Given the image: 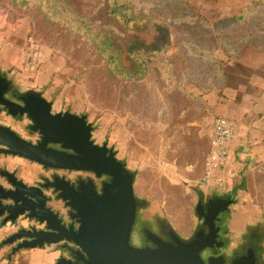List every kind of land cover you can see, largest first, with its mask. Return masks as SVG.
<instances>
[{
    "label": "rangeland",
    "instance_id": "1",
    "mask_svg": "<svg viewBox=\"0 0 264 264\" xmlns=\"http://www.w3.org/2000/svg\"><path fill=\"white\" fill-rule=\"evenodd\" d=\"M31 2L0 0V11L26 38L23 63L2 73L12 91L5 98L20 103L37 94L51 104L52 114L87 118L92 142L106 145L133 174L137 206L130 246L141 245L144 225L147 235L160 224L179 239L190 237L209 149L201 98L217 85L224 65L214 53L224 48L219 40L251 43L259 35L255 41L264 43V16L258 32H252L253 17L213 30L203 0H64L74 19L83 22L72 26ZM92 31L108 43H97ZM2 111L0 126L33 144L40 140L26 116ZM1 150L0 169L27 184L68 175Z\"/></svg>",
    "mask_w": 264,
    "mask_h": 264
},
{
    "label": "water",
    "instance_id": "2",
    "mask_svg": "<svg viewBox=\"0 0 264 264\" xmlns=\"http://www.w3.org/2000/svg\"><path fill=\"white\" fill-rule=\"evenodd\" d=\"M10 91L6 79L0 78V106L12 117L26 116L40 141L33 144L8 127L0 126L3 154L34 162L44 169L87 172L110 179L103 183L101 194L85 192L76 198L64 193L68 182L54 177L51 186L58 198L69 200L67 205L79 213L76 215L79 225L74 230L72 226L66 228L58 214L46 206L47 197L40 188L27 186L14 174L5 172L10 188L0 185V226L9 232L3 245L12 246V254L58 246L54 249L58 253L54 264H204L200 253L215 241L217 230L211 223L224 208L205 218L212 232L207 241L200 234L199 241L189 243L176 238V245H168L153 238L156 248L130 246L137 206L133 174L116 160L106 145L92 142L93 127L85 116L52 114L51 104L37 94H28L20 103H14L5 98ZM48 145H59L61 150ZM40 226L43 229L37 230ZM69 244L76 250L68 247Z\"/></svg>",
    "mask_w": 264,
    "mask_h": 264
},
{
    "label": "crops",
    "instance_id": "3",
    "mask_svg": "<svg viewBox=\"0 0 264 264\" xmlns=\"http://www.w3.org/2000/svg\"><path fill=\"white\" fill-rule=\"evenodd\" d=\"M203 1L206 8L202 12L210 17L213 30L228 21L244 25L253 17L252 32H258V19L264 16V0ZM258 39L260 36L255 35L251 43L218 42L219 48H224L214 54L219 64L224 65L220 67L217 85L210 92L201 93L208 119L209 148L216 117L231 120L236 133L225 171L218 173L225 177L224 187L214 189L201 183L199 188L204 193H200L197 202L211 201L224 208L219 213H225V239L236 242L255 231L262 234L264 247V43L255 41ZM25 40L19 26L9 23L7 15L0 11V78L5 79L2 73L11 66L23 63ZM201 179L202 176L199 182ZM8 233L0 226V264H54L58 259L53 246L12 254L11 246L3 245ZM27 255L32 258L28 259Z\"/></svg>",
    "mask_w": 264,
    "mask_h": 264
},
{
    "label": "flooded vegetation",
    "instance_id": "4",
    "mask_svg": "<svg viewBox=\"0 0 264 264\" xmlns=\"http://www.w3.org/2000/svg\"><path fill=\"white\" fill-rule=\"evenodd\" d=\"M14 102L13 100H10ZM16 103V102H14ZM0 111L2 107L0 106ZM37 133V132H36ZM38 138H40L38 136ZM38 140L35 144H37ZM48 147L56 150H61L59 145H48ZM6 170H0V185L5 189H9L10 185L7 183V180L4 176ZM69 174H77L76 176H68L67 174L61 175L59 179H64L68 182V188H66L67 197L70 195L73 197H82L85 192L101 194V189L103 183H107L106 176L103 179L96 180L95 175L87 172H68ZM11 173V172H7ZM16 176L14 172H12ZM17 178V177H16ZM19 181H22L27 186H33L40 188L43 194L47 197L46 206L49 207L54 213L58 214V218L61 219V223L65 225L66 228L72 226L74 230L77 229L79 223L76 215L79 213L74 210L72 207L68 206L67 203L69 200L62 201L61 198H58V193H55L52 188V183H54V178L52 180L42 179L41 181L36 182L35 184H27L24 180L17 178ZM89 181L91 183H89ZM60 184V182H59ZM7 185V187L5 186ZM90 185V186H89ZM219 204L211 201H198L195 207V213L197 214L198 222L197 226L188 238L181 239L184 243H189L191 241H199V235L203 236V240L207 241L208 237L211 235V230L208 225L205 223V218L210 216L215 210L219 209ZM225 213H219L213 218L211 225L214 229L217 230L215 241L212 242L211 247L203 249L200 253V258L204 264H210V262H215L218 264H264V247L261 243L262 234L255 231H250L247 235L240 237L238 241L233 242L231 240L225 239V232L223 226V217ZM75 216V217H74ZM200 216V217H199ZM157 231L154 235H147L145 233V225L141 229L140 242L141 245L135 248H156V245L153 242V238H157L162 243L168 245H176V238H178L172 231L167 229L165 226L157 224ZM38 229H43L42 226ZM7 239V238H6ZM12 247V246H11ZM68 247L76 250L72 245ZM56 248H59L58 246ZM66 250V249H65Z\"/></svg>",
    "mask_w": 264,
    "mask_h": 264
},
{
    "label": "built area",
    "instance_id": "5",
    "mask_svg": "<svg viewBox=\"0 0 264 264\" xmlns=\"http://www.w3.org/2000/svg\"><path fill=\"white\" fill-rule=\"evenodd\" d=\"M236 133V125L224 117L213 121L210 148L203 163L201 183L203 186L222 189L225 185L223 174L229 158L230 145Z\"/></svg>",
    "mask_w": 264,
    "mask_h": 264
},
{
    "label": "trees",
    "instance_id": "6",
    "mask_svg": "<svg viewBox=\"0 0 264 264\" xmlns=\"http://www.w3.org/2000/svg\"><path fill=\"white\" fill-rule=\"evenodd\" d=\"M31 1L32 2L37 1L38 3H41L42 6L44 5L43 7L48 8L51 11V13H53L54 18L59 21L65 22L66 24H68L69 22L72 26H75L78 23L83 25V22L74 19L77 17L71 13L69 8L63 2L64 0H31ZM84 27L85 29H87L86 25ZM92 33L95 35V39L97 40V43H108L102 34L96 31H92ZM84 34L85 37L89 39L91 38V36H89V30H85Z\"/></svg>",
    "mask_w": 264,
    "mask_h": 264
}]
</instances>
